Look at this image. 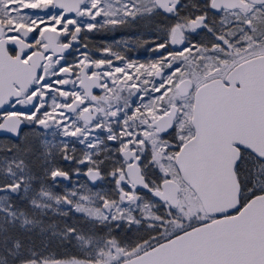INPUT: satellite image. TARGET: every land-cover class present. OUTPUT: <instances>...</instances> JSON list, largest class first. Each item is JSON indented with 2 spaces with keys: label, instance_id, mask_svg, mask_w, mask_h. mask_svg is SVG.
<instances>
[{
  "label": "snow or ice",
  "instance_id": "6c2138e0",
  "mask_svg": "<svg viewBox=\"0 0 264 264\" xmlns=\"http://www.w3.org/2000/svg\"><path fill=\"white\" fill-rule=\"evenodd\" d=\"M0 264H264V0H0Z\"/></svg>",
  "mask_w": 264,
  "mask_h": 264
}]
</instances>
